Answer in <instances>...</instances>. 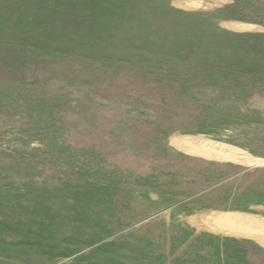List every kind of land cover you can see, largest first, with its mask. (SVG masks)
Instances as JSON below:
<instances>
[{
  "label": "rangeland",
  "instance_id": "374dc122",
  "mask_svg": "<svg viewBox=\"0 0 264 264\" xmlns=\"http://www.w3.org/2000/svg\"><path fill=\"white\" fill-rule=\"evenodd\" d=\"M243 148L264 155V0H0V202L41 212L42 264L96 261L118 183L193 182L208 158L264 166Z\"/></svg>",
  "mask_w": 264,
  "mask_h": 264
},
{
  "label": "crops",
  "instance_id": "0c3cea01",
  "mask_svg": "<svg viewBox=\"0 0 264 264\" xmlns=\"http://www.w3.org/2000/svg\"><path fill=\"white\" fill-rule=\"evenodd\" d=\"M208 160L211 167L201 169L193 182L187 183L180 173L174 175V184L147 179L143 188L129 185L122 191L118 183L117 201L107 206L114 207L112 214L98 218L99 240L105 248L94 255L96 261L83 264H155L152 255L211 250L220 254L221 264H227L222 262L225 256L234 253L244 255L243 262L234 264H259V259L249 256L264 255V166ZM176 187L189 188V194L177 196ZM166 192L179 200L167 199ZM222 216L227 217L226 225L217 221ZM41 217L35 208L0 202V264H42ZM251 222L255 228H246Z\"/></svg>",
  "mask_w": 264,
  "mask_h": 264
},
{
  "label": "bare ground",
  "instance_id": "6f19581e",
  "mask_svg": "<svg viewBox=\"0 0 264 264\" xmlns=\"http://www.w3.org/2000/svg\"><path fill=\"white\" fill-rule=\"evenodd\" d=\"M200 146L203 148V149H213V150H215V151H217V152H219V153H221L222 155H233V154H235L236 153V149H234V148H231V147H229V146H227V145H223V144H220V143H215V142H212V141H205V140H202V141H200ZM245 218V217H244ZM247 218V217H246ZM249 220V219H248ZM252 220V219H251ZM230 221H231V219H230ZM218 222H220L221 224H223V225H226L227 223V221H226V217H221V219L219 218L218 219ZM241 222V221H240ZM248 222V221H247ZM236 222H231V226H233V225H236L235 224ZM239 223V222H238ZM228 224H230V223H228ZM255 224H253V222H251L249 225H245V227L246 228H251V229H254L255 228V226H254ZM260 225V224H259ZM237 226H239V225H236V227ZM240 226H242V225H240ZM244 227V228H245ZM258 227V226H257ZM260 228V227H259Z\"/></svg>",
  "mask_w": 264,
  "mask_h": 264
}]
</instances>
